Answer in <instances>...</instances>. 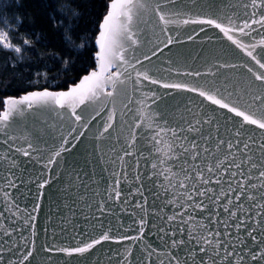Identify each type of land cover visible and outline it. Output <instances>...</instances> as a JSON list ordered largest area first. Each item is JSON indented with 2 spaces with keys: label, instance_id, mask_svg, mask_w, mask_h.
<instances>
[{
  "label": "snow or ice",
  "instance_id": "1",
  "mask_svg": "<svg viewBox=\"0 0 264 264\" xmlns=\"http://www.w3.org/2000/svg\"><path fill=\"white\" fill-rule=\"evenodd\" d=\"M33 4L0 0V264H264V0Z\"/></svg>",
  "mask_w": 264,
  "mask_h": 264
},
{
  "label": "water",
  "instance_id": "2",
  "mask_svg": "<svg viewBox=\"0 0 264 264\" xmlns=\"http://www.w3.org/2000/svg\"><path fill=\"white\" fill-rule=\"evenodd\" d=\"M188 0H185V3H187ZM228 3L233 2V0H227ZM186 30L188 33L192 32H198L199 31V26L196 25H189L185 26ZM212 36L213 39L211 41H208L205 39V36ZM222 34L219 33L218 30L211 28V27H206L205 32H201L199 37L194 39L193 41H184L183 45L181 47L177 46H170L173 50V52L176 51H182L186 55L189 56V64L195 66L196 64L200 63L201 61L199 59L193 60L192 58H198V57H203L207 56L210 51H216L219 50V48L223 46H230V42H227L225 40L220 39ZM183 34L181 36V39H183ZM258 39V38H257ZM234 49V46H231ZM171 55V53L168 52L167 49H165V56L160 57L159 61H156L158 64L162 63L166 56ZM242 56V53L239 52V50L234 49V55L232 57H229V59L232 60V62H236L240 57ZM154 61L156 58H153ZM24 94V93H23ZM21 94V95H23ZM20 95V96H21ZM14 97H19V96H14ZM47 118V117H43ZM96 129H93L92 131L95 132ZM64 134L67 135V130L64 129ZM91 138V133H89V139ZM81 151L84 150V148H88L89 151L91 150V144L88 141H85L84 144H81L80 146ZM67 155V154H66ZM46 214H47V207L45 206L42 209V212L40 216L37 218V224H38V229L41 228L42 226L45 225V219H46ZM81 237L73 234L71 237H64L63 238V243L65 246L68 245H75L77 240L80 239ZM130 242L125 241L123 244L127 246ZM116 245L113 242H104L102 245H98L96 249L93 250V264L95 262L96 258H99L101 261V264H106L107 259H108V253L110 249H114Z\"/></svg>",
  "mask_w": 264,
  "mask_h": 264
},
{
  "label": "trees",
  "instance_id": "3",
  "mask_svg": "<svg viewBox=\"0 0 264 264\" xmlns=\"http://www.w3.org/2000/svg\"><path fill=\"white\" fill-rule=\"evenodd\" d=\"M28 6L27 10L30 14L35 15L38 13V9L34 7L33 0H23ZM104 0H89L88 4V17L94 20L95 14L103 10ZM21 35H25L21 30ZM5 52L0 51V100H3L6 96H20L24 93V89L27 87V82L19 78V73H13L12 71L4 70ZM88 57L85 55L83 64H87ZM16 77L15 79L13 77ZM62 83V80H61Z\"/></svg>",
  "mask_w": 264,
  "mask_h": 264
},
{
  "label": "rangeland",
  "instance_id": "4",
  "mask_svg": "<svg viewBox=\"0 0 264 264\" xmlns=\"http://www.w3.org/2000/svg\"><path fill=\"white\" fill-rule=\"evenodd\" d=\"M20 36H23V35H21L20 34ZM20 37H17V36H13L12 37V40H13V42L15 43V42H17L18 41V39H19Z\"/></svg>",
  "mask_w": 264,
  "mask_h": 264
}]
</instances>
